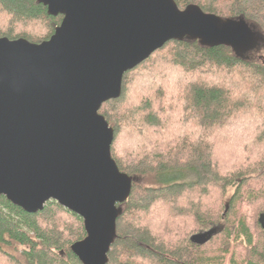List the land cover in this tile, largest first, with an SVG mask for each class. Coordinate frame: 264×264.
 Returning <instances> with one entry per match:
<instances>
[{"label": "trees", "instance_id": "obj_1", "mask_svg": "<svg viewBox=\"0 0 264 264\" xmlns=\"http://www.w3.org/2000/svg\"><path fill=\"white\" fill-rule=\"evenodd\" d=\"M175 1L259 41H170L102 106L113 159L135 178L108 264H264V0ZM62 20L39 0H0V38L40 44ZM86 237L84 220L56 201L33 214L0 195V264H83L72 246Z\"/></svg>", "mask_w": 264, "mask_h": 264}, {"label": "water", "instance_id": "obj_2", "mask_svg": "<svg viewBox=\"0 0 264 264\" xmlns=\"http://www.w3.org/2000/svg\"><path fill=\"white\" fill-rule=\"evenodd\" d=\"M39 2L63 16L49 40L0 38V195L28 213L56 201L78 215L87 237L73 253L83 264H108L135 178L113 159L115 131L102 106L170 41L238 49L255 45V33L175 0Z\"/></svg>", "mask_w": 264, "mask_h": 264}, {"label": "rangeland", "instance_id": "obj_3", "mask_svg": "<svg viewBox=\"0 0 264 264\" xmlns=\"http://www.w3.org/2000/svg\"><path fill=\"white\" fill-rule=\"evenodd\" d=\"M3 23H4V22H1V23H0V26L3 27V28H6V25H4ZM251 31H253V30L251 29ZM255 36H256V34H255ZM257 41H259V39H258L257 36H256V42H257ZM252 42H253V41H252ZM252 42H251V43H252ZM256 42H255V43H256ZM137 86H138V85H137ZM234 194H235V189H230V190H229L228 197H227V202H229V201L231 200V198L233 197ZM21 250H22V249H20V251H21ZM20 251H19V252H20Z\"/></svg>", "mask_w": 264, "mask_h": 264}]
</instances>
